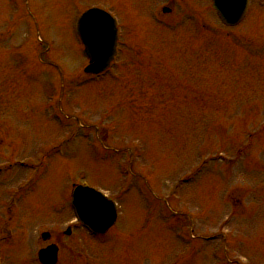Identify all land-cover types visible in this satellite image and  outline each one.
Masks as SVG:
<instances>
[{
    "label": "rangeland",
    "instance_id": "374dc122",
    "mask_svg": "<svg viewBox=\"0 0 264 264\" xmlns=\"http://www.w3.org/2000/svg\"><path fill=\"white\" fill-rule=\"evenodd\" d=\"M184 1L0 0V35L18 23L0 37V228L31 183L8 251L48 231L81 264H264V13L227 29L211 0ZM92 8L123 32L101 81L74 29ZM75 184L118 202L107 234L63 235Z\"/></svg>",
    "mask_w": 264,
    "mask_h": 264
},
{
    "label": "water",
    "instance_id": "95a60500",
    "mask_svg": "<svg viewBox=\"0 0 264 264\" xmlns=\"http://www.w3.org/2000/svg\"><path fill=\"white\" fill-rule=\"evenodd\" d=\"M247 0H214V8L226 24L238 22L246 10ZM167 11V9H165ZM85 21L97 20L101 29L93 34L92 31L82 33L86 45V54L90 59L85 71L98 74L108 66L114 54L116 42V29L114 23L106 12L98 9L88 11L82 18ZM109 30H106V28ZM105 30L108 32L106 34ZM93 34V35H92ZM105 53H102L104 52ZM73 206L79 219L92 231L105 233L116 221V205L102 193L93 188L77 186L72 194ZM49 250L41 253V258L46 264H55L57 252ZM49 258L45 261V256Z\"/></svg>",
    "mask_w": 264,
    "mask_h": 264
},
{
    "label": "flooded vegetation",
    "instance_id": "af4514ba",
    "mask_svg": "<svg viewBox=\"0 0 264 264\" xmlns=\"http://www.w3.org/2000/svg\"><path fill=\"white\" fill-rule=\"evenodd\" d=\"M160 1L171 5H174V2H176V5L177 3L179 5H183V2H186L184 0H182L181 2L180 0H160ZM251 12L258 14L264 13V0H249V7L246 18L248 17L249 14H251ZM246 18L243 20V22L246 20ZM13 24H14L13 30H15L17 22ZM3 34L4 33L1 34L2 38H3ZM247 35L252 36L251 38L253 40H256V36H257L256 33L254 35L248 33ZM22 215H24V213L22 214V209H6L5 217L2 220L3 223L0 228L2 232L0 236V264H12V262L8 259L9 256L6 257V253L7 252L11 253L14 251L17 253V259H18L15 264H43L39 260L38 251L50 245L57 246L59 248L57 264H81L80 253L78 255H73L70 252L69 247L62 241V239H60V236L57 238V234L54 235V233L53 234L51 233V235L49 236L50 237L49 240L43 241V243L45 244L44 246H41V248L38 251H36V247L34 244H32L29 247L28 245H23V246L11 245L12 251L11 250L8 251L9 243H12L16 237L15 230L12 228V222L15 221L17 217ZM73 226L77 227V230L80 231V226L78 228V224H74ZM76 242L78 247H80V239L76 240ZM63 250L69 252L71 255L70 256L61 255L63 253L62 252Z\"/></svg>",
    "mask_w": 264,
    "mask_h": 264
}]
</instances>
